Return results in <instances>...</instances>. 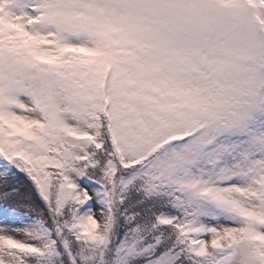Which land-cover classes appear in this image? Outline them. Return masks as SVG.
<instances>
[{"label": "snow or ice", "instance_id": "obj_1", "mask_svg": "<svg viewBox=\"0 0 264 264\" xmlns=\"http://www.w3.org/2000/svg\"><path fill=\"white\" fill-rule=\"evenodd\" d=\"M0 264H264V0H0Z\"/></svg>", "mask_w": 264, "mask_h": 264}]
</instances>
